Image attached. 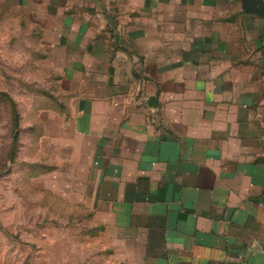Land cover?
I'll list each match as a JSON object with an SVG mask.
<instances>
[{"label":"crops","instance_id":"0c3cea01","mask_svg":"<svg viewBox=\"0 0 264 264\" xmlns=\"http://www.w3.org/2000/svg\"><path fill=\"white\" fill-rule=\"evenodd\" d=\"M32 3L62 102L42 141L103 224L106 264H264V17L240 0Z\"/></svg>","mask_w":264,"mask_h":264},{"label":"rangeland","instance_id":"374dc122","mask_svg":"<svg viewBox=\"0 0 264 264\" xmlns=\"http://www.w3.org/2000/svg\"><path fill=\"white\" fill-rule=\"evenodd\" d=\"M38 17L32 0H0V262L106 264L103 224L62 191L64 166L42 141L57 122L44 110L62 102Z\"/></svg>","mask_w":264,"mask_h":264},{"label":"water","instance_id":"95a60500","mask_svg":"<svg viewBox=\"0 0 264 264\" xmlns=\"http://www.w3.org/2000/svg\"><path fill=\"white\" fill-rule=\"evenodd\" d=\"M245 11L255 12L264 17V0H240Z\"/></svg>","mask_w":264,"mask_h":264}]
</instances>
